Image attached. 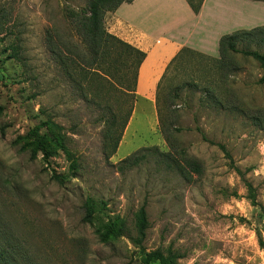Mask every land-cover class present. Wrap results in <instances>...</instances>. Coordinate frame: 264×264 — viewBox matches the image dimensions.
Segmentation results:
<instances>
[{
	"label": "rangeland",
	"instance_id": "374dc122",
	"mask_svg": "<svg viewBox=\"0 0 264 264\" xmlns=\"http://www.w3.org/2000/svg\"><path fill=\"white\" fill-rule=\"evenodd\" d=\"M87 1L0 0V264H145L144 253L157 249L179 254L175 264H264V72L254 58H222L219 48L226 34L264 27V2L209 0L201 20L186 0L189 7L138 0L122 12L133 0L107 13V31L146 58L161 50V40L176 46L159 61L145 58L132 115L108 157L105 113L73 88L52 52L72 56L80 40L67 10ZM244 47L264 54L263 43ZM184 83L192 87L175 96ZM162 118L189 130L166 134ZM48 119L62 127L66 148L32 157V132ZM154 148L175 156L185 149L203 174L186 182L159 163ZM143 154L138 166L120 169ZM234 167L254 187L256 204ZM88 199L95 208L90 222ZM144 205L149 229L141 247L126 236L102 239L121 222L136 236Z\"/></svg>",
	"mask_w": 264,
	"mask_h": 264
},
{
	"label": "trees",
	"instance_id": "16d2710c",
	"mask_svg": "<svg viewBox=\"0 0 264 264\" xmlns=\"http://www.w3.org/2000/svg\"><path fill=\"white\" fill-rule=\"evenodd\" d=\"M192 11L198 15L203 0L197 3L195 0H186ZM263 1L264 0H252ZM133 0H88L85 7L79 10L68 9L67 15L74 26V30L80 40L79 44L72 45L71 57L63 54L57 49H52L62 67L63 74L69 79L71 85L80 96L95 106L105 114L103 124L104 150L108 157L117 152L123 133L132 115V105L134 103L139 69L146 58V53L139 48L125 42L119 37L109 33L105 26V15L115 12L123 3H131ZM264 44V27H257L252 30H238L231 34H226L219 41L220 54L222 58L230 53H241L257 60L264 72V54L259 51L239 48L241 44H254L259 46ZM69 50V49H68ZM186 49H184L185 51ZM182 57L180 54L172 61ZM170 64V67L172 66ZM260 84H264V74L260 79ZM186 87H192L190 83H184L174 88L175 96ZM123 99V101H122ZM127 100L129 106L126 108ZM132 104V105H131ZM162 131L180 133L185 130L162 118ZM44 133H41L42 129ZM62 127L48 119L33 130L36 140L33 145L32 157H36L39 152L45 156H50L48 148L65 149L64 138L58 133ZM201 131L200 129H198ZM202 133V132H201ZM204 141H208L202 133ZM215 144L213 141H209ZM222 152L231 159L225 146L217 144ZM154 154H159L160 164H164L167 169L178 173L186 182L194 181L195 175L203 174V165L200 161L187 155L185 149L173 152L161 153L156 148L151 149ZM147 158V155H134L121 162L120 169H129L138 166ZM234 170L241 176L248 190V198L256 204L255 189L251 183L244 178V173L237 167ZM57 181H63V176L54 175ZM85 220L90 222L95 214L93 201L88 199L84 204ZM135 233L126 227L125 222L119 225H111L102 234V239L106 240L110 236L128 237L136 246L141 247L149 229L146 206H142L136 213ZM262 246L264 243L261 241ZM180 255L171 249L144 253L143 262L145 264H175Z\"/></svg>",
	"mask_w": 264,
	"mask_h": 264
},
{
	"label": "crops",
	"instance_id": "0c3cea01",
	"mask_svg": "<svg viewBox=\"0 0 264 264\" xmlns=\"http://www.w3.org/2000/svg\"><path fill=\"white\" fill-rule=\"evenodd\" d=\"M137 1H138V0H135L132 4H124V5H122V6H124V7L122 8V12H123V9H124L126 6H130V7H132V6L136 5V4H137ZM182 1L184 2V4H185L186 7H189L185 0H182ZM208 1H209V0H206V3H205V6H204V9H202V11L200 12V14L195 15V14L193 13L194 17L197 18L198 20H201V19L204 17L205 7H206V6L208 7ZM205 34H206V31H204V35H205ZM162 38H163V39H167L168 37L162 36ZM214 40H215V43H216V41H218V37L215 36V37H214ZM160 45H161V50H160V49H157V50L152 51V52L147 56L146 60L150 59V56L153 54V61H156V60L159 61V60L161 59V57L163 56L164 49H165L166 47L174 46L173 44H167L166 41H164V40H161V41H160ZM174 47L176 48V46H174ZM151 58H152V56H151ZM146 60H145V62H146ZM145 62L143 63L142 67L144 66ZM142 67H141V70H142ZM163 69H164V68H163ZM162 72H163V71H162ZM140 75H141V72H140Z\"/></svg>",
	"mask_w": 264,
	"mask_h": 264
}]
</instances>
